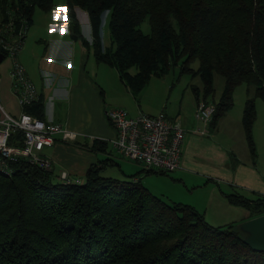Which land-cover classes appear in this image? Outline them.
<instances>
[{"label": "trees", "instance_id": "16d2710c", "mask_svg": "<svg viewBox=\"0 0 264 264\" xmlns=\"http://www.w3.org/2000/svg\"><path fill=\"white\" fill-rule=\"evenodd\" d=\"M53 4L0 0V14L17 26L25 18L30 26L36 6L49 11ZM64 6L72 38L91 47L97 61L115 65L132 91L176 64L180 73H198L201 87L192 90L196 101L215 102L211 125L232 106L238 83L253 85L241 122L255 155V96L264 98V0H65ZM77 8L87 12L91 39L82 34ZM105 11L109 46L101 36ZM145 17L149 32L139 27ZM214 72L223 76L218 99L208 97ZM25 109L42 118V99ZM20 138L16 130L10 140ZM108 146L101 138L90 145L101 151ZM107 163H112L108 157L91 162L83 180L70 182L54 178L52 166L42 168L22 157L11 162V173L0 172V264H264V251L243 241L239 223L244 218L210 222L192 204L152 193L133 174H102ZM220 192L246 208L247 218L264 213V193Z\"/></svg>", "mask_w": 264, "mask_h": 264}, {"label": "crops", "instance_id": "0c3cea01", "mask_svg": "<svg viewBox=\"0 0 264 264\" xmlns=\"http://www.w3.org/2000/svg\"><path fill=\"white\" fill-rule=\"evenodd\" d=\"M80 9L77 8V15L81 25ZM47 21L49 22L47 35L64 36L63 32H67L64 38L71 40L69 46L72 50L68 76L58 83H55L54 77L50 75L43 76L42 72L48 71L45 67H39V72L34 79L28 74L37 87L39 98L43 101L42 118L60 123L74 134L72 138L65 140L59 136L52 145H46L41 150L42 156L51 159L52 168L58 167L56 175L66 170L69 174L85 176L91 162L108 157L112 163H107V165L115 167V170L110 172L112 174L108 175L125 178L133 174L132 178L140 179L149 190L152 182L150 174L162 175L165 181L173 183L171 185L164 180L162 182L167 184L164 186L169 189V191L163 189L167 196L197 207L212 219H208L210 222L224 223L247 218L248 210L243 206L229 203L220 189L230 191L232 188H237L249 196L253 195L251 191L264 193V149L258 151L261 145L264 146V108L262 105H260L261 111L256 106L252 126L256 147L254 156L247 146L241 122L244 101L250 92H254V87L245 90L239 110L233 113L227 109L214 125L209 123L208 133L201 134L193 129L196 123L192 108L194 110L196 98L194 97V104L191 102L189 106L187 105L188 108H185L186 86L176 85V82L166 81L165 78L160 79L161 91L164 95L167 93V96L156 102H153L154 100L142 101L137 96L140 94L142 96L144 90L148 92L150 78L143 86L141 93L136 94L135 91H129L123 87V81L115 65L97 61L93 55L98 62L95 69L106 66V64L112 66V69L101 67L100 72H97L98 75L95 71L98 77V80H95V76L92 78L85 70L91 47H87L80 38H72L69 34L66 11L57 14V12L53 13L52 9V14L48 15ZM87 39H91V26L90 37ZM60 60L65 61L66 59L60 58ZM53 68L54 66L50 70ZM112 83L114 85H111ZM114 87L116 95L113 91ZM122 95L130 96L137 103L130 102ZM171 95L174 96L173 102H170ZM12 96H14L13 93ZM17 104L10 103L6 110L17 114L20 110ZM116 106L135 114L139 111L150 114L163 111L169 118L179 121L185 128L180 167L167 173L140 171L142 168L138 166L139 161L122 156L110 144L107 151L92 149L90 145L93 138H101L110 142L114 137L116 131L106 115V110ZM143 172L146 175L141 178L140 174L142 175ZM168 185H171L173 189ZM174 189H179L181 193L177 194Z\"/></svg>", "mask_w": 264, "mask_h": 264}, {"label": "built area", "instance_id": "2783aa9c", "mask_svg": "<svg viewBox=\"0 0 264 264\" xmlns=\"http://www.w3.org/2000/svg\"><path fill=\"white\" fill-rule=\"evenodd\" d=\"M27 26L25 18H21L18 26L13 20L0 25V52L2 58L6 55L12 58L10 87L20 107L17 114H12L0 98V172L7 174L12 171L11 162L18 157L50 168L51 159L41 155L43 147L52 145L59 136L63 140L74 136L60 123L25 109L39 99L37 87L17 58ZM214 110L213 100L199 98L196 101L194 115L198 123L193 128L196 132L208 133ZM106 115L116 131L109 144L119 154L139 161L145 169L169 172L180 167L185 128L177 120L169 118L163 111L155 114L139 111L132 115L120 106L108 108ZM16 130L21 132L20 141H11ZM58 176L65 182L79 181V178H71L66 170L60 171Z\"/></svg>", "mask_w": 264, "mask_h": 264}, {"label": "rangeland", "instance_id": "374dc122", "mask_svg": "<svg viewBox=\"0 0 264 264\" xmlns=\"http://www.w3.org/2000/svg\"><path fill=\"white\" fill-rule=\"evenodd\" d=\"M53 3H54L53 7H52L53 13L54 12L55 13L57 12V14L64 13V11H65L64 5L60 6V4H62V3L64 4L65 0H53ZM52 9L49 11H44L43 9L39 8L38 6H36L34 8L33 22L30 26H27L28 28L26 29L25 36L23 38V43L17 51V58L23 64L27 73L33 79L38 74L39 67H45L48 69V71L42 72L43 76L50 75L51 77H54V82L58 83L64 77L68 76V73L70 70V64H71L70 63L71 62L70 56H71L72 50L69 46V43L71 40L64 38V36H66L67 32L66 33L63 32L64 36H62V35L48 36L47 35V33L49 32V30H48L49 22L47 21V19H48V15L52 14ZM79 15L81 16V19H82V24H81L82 32L87 38H89L90 37V21H89L87 12L84 9H80ZM3 22L6 23V20L4 19V15L0 14V25H1V23L5 24ZM139 27L144 32L150 31V25H149V21H148L147 17H145L141 21V23L139 24ZM6 28H7V26H6ZM101 36H102L103 45H109L111 43V38H110V33H109V28H108V12L107 11L104 12L103 17H102ZM93 55L94 54H92V48H91L90 52H89V57H88L89 60L85 65V70H86V72H88L91 75L92 78L95 76L94 79L98 80V77H96V75H95V71H96V73L100 72L101 67H104V69H112L111 68L112 66H108L109 64L108 65L106 64V66H101L99 69H95V65H97L98 62H96ZM60 58H63L66 60L63 61V60H60ZM11 59L12 58L10 55H6L0 60V77H1L0 98H1L2 105L7 109L9 107L10 103L15 102V104H17L16 96L14 94H13L14 96H12L11 87H10L11 79L9 77V68H10ZM191 65L193 67H196L197 61L196 60L192 61ZM52 66H54V68L52 70H50V68H52ZM135 70H136L135 67L130 68L131 72H134ZM62 74H65V76H62ZM97 75H98V73H97ZM156 76L157 75H153L150 77V80H149L150 86H149V90H147L148 92H145V90H144L145 94L143 93V95L141 96L140 93H141L142 88L139 91H135L136 94H140V96H137V97H139L138 98L139 100H142V101L154 100L153 102H156L157 100H161L163 97H166L167 93H166V95H164V92L161 91L162 88L159 84V83H162V82H160L161 81L160 79L165 78L166 81H169V82L174 81V82H176V85H182V86L187 87V90L185 92V95L187 97V100L185 102V108H188V106L190 105L191 102H193V104H194L195 94L192 90V87H193V85H197V86L201 87V80H200V76L198 75V73H191L189 71H184V72L180 73L179 72V64H176L172 68H170L169 71L165 75H163V77L162 76L156 77ZM111 85H114V84L112 83ZM123 85H124L123 87L127 88L129 91L131 90L126 85V83L124 81H123ZM213 86H214V90H213L212 94L208 97L210 99H212V98L218 99V97L221 93L222 86H223V76L218 72H214ZM125 88H123V89H125ZM247 88H249V89L253 88V85H251V84L249 85L246 82H240L233 88V91H232L233 104L229 108L230 111H232L233 113H235V111L237 109L239 110V108L241 106V102H242L241 100H242L243 96L245 95V90ZM113 91L116 95L115 87L113 88ZM125 94L128 95L127 92H125ZM250 94H253V92H250ZM122 96L125 97L126 99H128L130 102L137 103L130 96H125V95H122ZM170 97H171L170 102H173L172 98H174V96L171 95ZM260 105H262V108H264V98H262L260 96H255V108L257 106V108H259V110L261 111L262 108L260 107ZM194 111H195V107H194V110L192 108V114H193L195 123H198V121L195 118ZM128 112H129V114H132V115L135 114V113H132L130 111H128ZM263 139H264V137H263ZM262 149H264L263 145H261V147L259 148L258 151H260ZM138 166H139V168H143V165L141 163L140 164L138 163ZM53 168H52L53 169V177L57 179L58 176L56 174L58 171V167H56V169H55V167H53ZM105 168L101 170V173L105 174V175L112 174L110 172L115 170V167L111 166V165H106ZM170 174H172V173H170ZM69 175L71 178H79L80 180H82L84 178V176L80 177L79 175H77L75 173H70ZM145 175L146 174H144V172L142 173V175L140 174V176H142L141 178H143ZM150 175L152 177L151 178L152 182L150 184V186H151L150 190L152 193L157 194V195H161L162 197H164L165 199H167L169 201H179V200L171 199L169 196L166 195V193L164 191V190L169 191V189L164 185H167V184L173 185V183H169V182L165 181L164 180L165 177L162 175H154V174H150ZM163 180L167 184H163L162 183ZM143 182H144V180H143ZM171 185H168V186L173 189V187ZM174 190L177 194L181 193L179 191V189H174ZM180 202H184V201H180ZM185 203H187V202H185ZM199 204H201V203H199ZM197 206H201V205H197ZM195 208H197V207H195ZM198 210H200V209H198ZM207 219L212 220L209 217H207Z\"/></svg>", "mask_w": 264, "mask_h": 264}, {"label": "water", "instance_id": "95a60500", "mask_svg": "<svg viewBox=\"0 0 264 264\" xmlns=\"http://www.w3.org/2000/svg\"><path fill=\"white\" fill-rule=\"evenodd\" d=\"M1 59L2 52H0ZM239 227L245 232L244 242L254 250L264 251V213L242 220Z\"/></svg>", "mask_w": 264, "mask_h": 264}]
</instances>
